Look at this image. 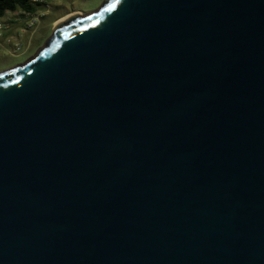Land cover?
<instances>
[{
  "label": "water",
  "instance_id": "95a60500",
  "mask_svg": "<svg viewBox=\"0 0 264 264\" xmlns=\"http://www.w3.org/2000/svg\"><path fill=\"white\" fill-rule=\"evenodd\" d=\"M0 264H264V0H106L0 72Z\"/></svg>",
  "mask_w": 264,
  "mask_h": 264
},
{
  "label": "rangeland",
  "instance_id": "374dc122",
  "mask_svg": "<svg viewBox=\"0 0 264 264\" xmlns=\"http://www.w3.org/2000/svg\"><path fill=\"white\" fill-rule=\"evenodd\" d=\"M106 0H43L38 6L39 23L33 30L22 33L19 26L12 25L10 30L4 32L10 36L11 43H7L3 37L0 49V72L23 65L46 45L52 36L54 29L67 23L71 18L81 13L85 17L100 9ZM0 17V21H5ZM6 23V22H5ZM20 32V33H19ZM19 43L23 47L18 52H13V46Z\"/></svg>",
  "mask_w": 264,
  "mask_h": 264
},
{
  "label": "built area",
  "instance_id": "2783aa9c",
  "mask_svg": "<svg viewBox=\"0 0 264 264\" xmlns=\"http://www.w3.org/2000/svg\"><path fill=\"white\" fill-rule=\"evenodd\" d=\"M38 1L42 2L43 0H38ZM3 17H5L6 20L0 21V49L2 47L1 39H3V37L7 43L12 42L10 36H5V34H3L4 32L10 30L12 25L19 26V29H21L20 32L27 33L33 30L35 27H37L39 23V14L37 11L32 12V11L18 9L16 11L6 12V14ZM22 47H23L22 45L16 43L13 46L14 48L13 52L20 51Z\"/></svg>",
  "mask_w": 264,
  "mask_h": 264
},
{
  "label": "trees",
  "instance_id": "16d2710c",
  "mask_svg": "<svg viewBox=\"0 0 264 264\" xmlns=\"http://www.w3.org/2000/svg\"><path fill=\"white\" fill-rule=\"evenodd\" d=\"M40 5L42 3L38 0H0V17H3L8 11L18 9L36 12Z\"/></svg>",
  "mask_w": 264,
  "mask_h": 264
},
{
  "label": "bare ground",
  "instance_id": "6f19581e",
  "mask_svg": "<svg viewBox=\"0 0 264 264\" xmlns=\"http://www.w3.org/2000/svg\"><path fill=\"white\" fill-rule=\"evenodd\" d=\"M76 14H78V16H77V17H80V16H82V14H81V13H76Z\"/></svg>",
  "mask_w": 264,
  "mask_h": 264
}]
</instances>
